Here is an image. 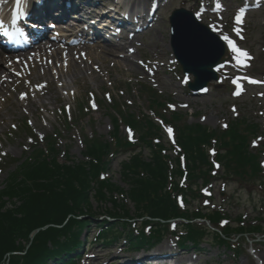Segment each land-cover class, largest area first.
I'll list each match as a JSON object with an SVG mask.
<instances>
[{"label": "rangeland", "instance_id": "374dc122", "mask_svg": "<svg viewBox=\"0 0 264 264\" xmlns=\"http://www.w3.org/2000/svg\"><path fill=\"white\" fill-rule=\"evenodd\" d=\"M132 1L142 9H148L150 5V0ZM216 1L153 0L152 4L156 3L158 8L151 26L133 37V40L118 44L124 47L118 55L96 59L95 68L92 66L90 73L78 64L79 74L76 84L72 83L68 75L63 74L62 82L67 81L69 84L65 90H61L58 81L53 87L49 86L45 75L40 74L39 71H33L34 74L39 75V79L31 87L28 84L33 76H26L16 81L14 85H9L8 90L0 96V162L4 164L0 165V189L8 175L30 154L31 147L36 141L40 142L39 147H43L41 141L45 137H56L59 163H68L65 156L74 162L85 160L81 154L84 137L98 136L110 140L113 130L110 119L114 116L113 108H111L113 104L134 114H149L148 98L143 92L144 87L155 90L172 106L170 108L168 105L167 108L181 114L186 124H200L211 130H222L230 119L244 117L249 122L258 123L264 133V6L256 10L242 6L246 11L245 21L243 25H237L235 17L228 14V9L235 6L239 0H220L219 8H206L207 4H214ZM179 8L195 15L200 13V23L206 26L211 25L219 35L231 36L239 48L246 50L251 57L247 60L246 66H240L236 61L232 62L231 54L225 66L218 70L220 81L210 83L203 95H191L185 88V83L191 78L184 80L185 76L173 60L169 49L168 17ZM219 9H222L221 14L212 15ZM203 11H207L209 17H206ZM234 28L241 29L239 36L233 31ZM49 43L64 46L59 40L49 41ZM93 44L97 43L85 42L78 47ZM126 55L133 59L135 65L131 67L120 61L119 58ZM89 60V58L86 59V61ZM39 62L34 65L40 66ZM15 80L19 79L16 77ZM233 80H236V84L243 90L239 94L233 86ZM250 80L260 83H250ZM42 87L45 91L42 100L49 103L47 108L31 107L25 95L26 90L31 93V100L38 102L36 93ZM21 94H24V99H21ZM263 133L253 142V147L264 144ZM119 134L126 139L133 136L123 122H119ZM135 138L137 135L131 139ZM166 142L172 145V135L169 136L167 131ZM166 155L175 157L171 150L166 152ZM124 158L123 154L114 156L109 161L106 176L112 183L126 189L119 176V164ZM221 173L216 170L217 176H221ZM233 180L236 179L231 178L227 181L219 177L213 179L209 186L212 200L201 199L181 207L190 208L193 211L197 208L220 210L225 216L226 225L231 227L237 225L239 217L248 223L261 220L264 227V185L260 186L258 182ZM202 193L208 196L207 189H203ZM92 207L96 215L106 214L111 209L110 204L98 205L94 202ZM128 207L131 210L129 215L133 217L132 205L128 204ZM133 223L132 221L131 225ZM139 223L140 221H137V224ZM174 224H176L175 228ZM196 224L203 225L201 222ZM224 224L225 222H222L217 227L222 229ZM98 225L99 222L91 223L90 228L93 232L87 235L89 246H86V254L77 264H130L127 260H119L126 254L124 244L127 241V230L114 226V233L121 232L122 236L110 246H99L94 244V238L104 225L99 227ZM168 228L169 232L164 234L160 248L164 249L163 253L172 255L171 259L174 263L189 261L191 264H264V236L255 240L254 244L250 239L248 242L240 241L238 254L234 252L236 246L232 244L225 247L212 244V237L203 238L198 245L200 253L194 254L190 251V253L179 254L181 247L178 245L177 236L183 235L184 231L178 222L169 224ZM172 229L176 235L170 234ZM143 232H147L146 228ZM251 237L253 236L249 238ZM93 256L96 258L92 259ZM157 259L155 261L159 263Z\"/></svg>", "mask_w": 264, "mask_h": 264}, {"label": "trees", "instance_id": "16d2710c", "mask_svg": "<svg viewBox=\"0 0 264 264\" xmlns=\"http://www.w3.org/2000/svg\"><path fill=\"white\" fill-rule=\"evenodd\" d=\"M144 93L150 113L161 126L145 113L136 115L113 104L110 140L84 137L81 154L85 160L74 162L65 156L68 163H59L56 139L48 136L42 148L35 144L8 175L0 189V264H74L83 246L78 239L81 228L95 216L93 202L110 204L106 214L114 221H104L107 227L98 241L112 243L121 234H113L114 226H120L127 230L128 251L156 246L172 218L186 222L179 245L196 251L204 237L212 236V244L228 246L233 239L263 231L261 220L248 223L239 217L235 227L226 225L219 232L216 224L224 218L221 211L180 207L204 199L200 190L215 179L217 165L220 179L264 185V144L251 147L260 135L258 124L244 117L231 119L223 130L186 124L181 114L167 109L166 100L155 90L145 88ZM120 121L136 132L134 142L120 136ZM166 126L175 133V157L166 155ZM118 154L125 155L119 176L126 189L106 176L109 161ZM128 204L133 217L141 220L134 229L129 224ZM194 220H206L214 230L205 224L198 226ZM143 226H149L148 233Z\"/></svg>", "mask_w": 264, "mask_h": 264}, {"label": "bare ground", "instance_id": "6f19581e", "mask_svg": "<svg viewBox=\"0 0 264 264\" xmlns=\"http://www.w3.org/2000/svg\"><path fill=\"white\" fill-rule=\"evenodd\" d=\"M256 1H259V3H261L262 6H264V0H256ZM250 2L251 0H239L235 6L228 9V14L230 16H235L238 13L243 3H246L249 5ZM208 7L211 8V5H208ZM221 13L222 11H217V12H213L212 15H218ZM205 16L209 17L207 12H205ZM244 21H245V13L243 16V22ZM212 30L213 32L216 33L214 29ZM72 35H69V36H72ZM224 36H228V35H224ZM228 37L232 39L230 36ZM57 40H60L62 44H64V42L68 43L69 41L68 39H65V41H63L62 37H58L54 41H57ZM224 43L227 47V42L224 41ZM123 49H124L123 46H120L114 43L102 44V45L93 44L92 46H85V47H76V46L62 47V46H58L55 44L42 43V44H38L35 46L34 48L35 52H34L33 57H30L31 55H29L30 54L29 52H23L17 55L18 62L11 60V66L12 67L16 66L17 69H20L21 68L20 66H22L23 70L27 68L28 66H32L31 71H35V72L39 71L40 74L45 75L46 81L49 84V86L53 87L55 85V82L58 80L61 90H65L66 87L69 86V84L67 83V81H64V83L62 82L61 79L64 76L63 74L68 75L71 78L72 83L76 84L78 82L77 76L79 74V70H77L78 64H81L82 67L84 69L86 68L87 70H89V73H90L92 66L93 68H95L94 61L96 59L100 60L102 59V57L104 58L110 57V56L114 57L118 55V53H120L121 50ZM41 57H43V59H40ZM3 58L4 56L0 53V62L1 60H3ZM87 58H89L90 60L86 61ZM119 59L120 61L124 62L127 65H130L131 67L135 65V62L133 61V59L129 57L128 55L121 56ZM40 60L41 62H39ZM37 62H39L40 66L34 65ZM51 67H53V69H51ZM23 70L22 72L20 70L19 71L25 74L26 72L24 73ZM1 72L2 70L0 71V73ZM26 75L29 77L33 76L32 78L29 79V84L31 86L34 85L35 82L39 79L38 74L27 72ZM7 81L8 80L0 82V93H4L6 89L8 88L9 82ZM11 83H13V80L11 81ZM43 93H45L43 88L37 91L36 95L39 101L36 102V101L31 100V94L28 91H26V96L28 98L27 101L30 102L31 107L44 108V109L47 108L49 103H46L42 100Z\"/></svg>", "mask_w": 264, "mask_h": 264}, {"label": "water", "instance_id": "95a60500", "mask_svg": "<svg viewBox=\"0 0 264 264\" xmlns=\"http://www.w3.org/2000/svg\"><path fill=\"white\" fill-rule=\"evenodd\" d=\"M171 47L184 75H192L187 88L196 92L217 79L215 68L224 63L228 52L219 38L195 19L192 13L179 9L170 17ZM38 231V230H37Z\"/></svg>", "mask_w": 264, "mask_h": 264}, {"label": "snow or ice", "instance_id": "6c2138e0", "mask_svg": "<svg viewBox=\"0 0 264 264\" xmlns=\"http://www.w3.org/2000/svg\"><path fill=\"white\" fill-rule=\"evenodd\" d=\"M20 4H21V0H16V5H17V13L16 15L20 14ZM217 8L220 7L219 4L216 5ZM16 15L13 16L12 22L15 23V19H16ZM200 13H197V17L199 18ZM243 16H244V9L243 7H241L238 11V13L235 16V22L237 25H240L243 23ZM3 27V22L0 21V28ZM209 27H212L211 25ZM215 30V29H214ZM233 31L236 32V34L239 36L240 35V31L241 29L239 28H234ZM243 37H241L242 39ZM221 39L227 42V48L230 50V52L232 53V56L230 57V59H234L238 65L240 66H246V62L247 60L251 59V57L249 56L248 52L246 50H242L241 48H239L236 43L230 39L228 36H224L221 35ZM131 51V50H130ZM219 70V69H217ZM184 80L187 81L188 77L185 76ZM250 83H260L259 81H255V80H250ZM233 83H237L236 80H233ZM239 87V85H238ZM239 94V93H237ZM21 99H24V94H21ZM93 107H95V105H93ZM169 107H172L171 105H169ZM233 111L235 112V108H233ZM14 127V126H13ZM167 132L169 134V136L172 135L173 130L171 128L167 129ZM217 167H219V165H217Z\"/></svg>", "mask_w": 264, "mask_h": 264}]
</instances>
